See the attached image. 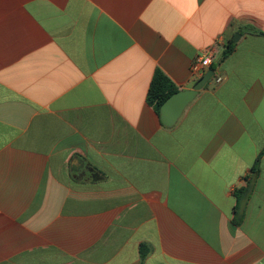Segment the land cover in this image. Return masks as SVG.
<instances>
[{"label":"crops","instance_id":"obj_1","mask_svg":"<svg viewBox=\"0 0 264 264\" xmlns=\"http://www.w3.org/2000/svg\"><path fill=\"white\" fill-rule=\"evenodd\" d=\"M0 264H264V0H0Z\"/></svg>","mask_w":264,"mask_h":264},{"label":"water","instance_id":"obj_2","mask_svg":"<svg viewBox=\"0 0 264 264\" xmlns=\"http://www.w3.org/2000/svg\"><path fill=\"white\" fill-rule=\"evenodd\" d=\"M239 34L235 35L234 42L238 41ZM213 69H209L191 89L181 90L169 97L161 107L160 118L167 127L174 126L182 116L186 107L197 97L199 92L214 77Z\"/></svg>","mask_w":264,"mask_h":264},{"label":"trees","instance_id":"obj_3","mask_svg":"<svg viewBox=\"0 0 264 264\" xmlns=\"http://www.w3.org/2000/svg\"><path fill=\"white\" fill-rule=\"evenodd\" d=\"M234 47L235 44L233 42H230L223 51L221 59L227 57L233 51ZM177 92H179V89L170 81V79L166 75H164V73L158 70L156 71L151 82L147 100L148 103L152 105L156 112L160 115L161 107L164 102ZM243 218L244 215H241L238 212V208H236V216L233 219L234 223L236 225H240L243 221Z\"/></svg>","mask_w":264,"mask_h":264},{"label":"built area","instance_id":"obj_4","mask_svg":"<svg viewBox=\"0 0 264 264\" xmlns=\"http://www.w3.org/2000/svg\"><path fill=\"white\" fill-rule=\"evenodd\" d=\"M215 55L216 49L211 47L195 59L192 64V74L197 76V80H199L209 69H211L215 60ZM216 81L219 83L222 81V78H218Z\"/></svg>","mask_w":264,"mask_h":264}]
</instances>
